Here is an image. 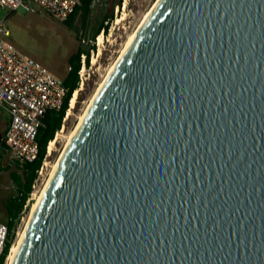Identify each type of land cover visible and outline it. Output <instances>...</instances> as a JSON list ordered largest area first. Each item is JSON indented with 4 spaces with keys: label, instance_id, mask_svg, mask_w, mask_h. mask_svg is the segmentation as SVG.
<instances>
[{
    "label": "water",
    "instance_id": "1",
    "mask_svg": "<svg viewBox=\"0 0 264 264\" xmlns=\"http://www.w3.org/2000/svg\"><path fill=\"white\" fill-rule=\"evenodd\" d=\"M12 264H264V0L158 1Z\"/></svg>",
    "mask_w": 264,
    "mask_h": 264
},
{
    "label": "rangeland",
    "instance_id": "2",
    "mask_svg": "<svg viewBox=\"0 0 264 264\" xmlns=\"http://www.w3.org/2000/svg\"><path fill=\"white\" fill-rule=\"evenodd\" d=\"M158 0H97L89 16L87 27L78 16L74 29L67 23L59 21L42 10L27 12L19 9L10 12L0 7V23L9 30L11 36L7 39L23 54L38 60L52 75L65 79L69 73V59L80 49L90 53V61L86 68L85 85L79 90L75 108L58 134L52 155L45 158L43 166L33 187V193L25 211L15 229L14 244L25 232L32 208L45 186L47 185L54 165L59 162L70 135L80 123L81 116L85 115L89 105L95 98L99 88L109 74L113 65L121 57V53L130 43L140 26L152 11ZM125 18L117 23L118 18ZM108 25L103 35V43L98 44V37H93L102 21ZM86 40V44L82 39ZM1 39V37H0ZM94 51H92L93 49ZM10 118L0 109V132L3 135ZM9 126V125H8ZM7 126V128H8ZM4 167L8 170L0 171V221L7 224L5 207L11 197L18 194V187L12 173H22L21 169L12 163L9 155L3 159ZM47 164V165H46Z\"/></svg>",
    "mask_w": 264,
    "mask_h": 264
},
{
    "label": "built area",
    "instance_id": "3",
    "mask_svg": "<svg viewBox=\"0 0 264 264\" xmlns=\"http://www.w3.org/2000/svg\"><path fill=\"white\" fill-rule=\"evenodd\" d=\"M81 1L0 0V7L10 12H16L19 9L27 12L42 10L53 18L65 22L75 13ZM96 3L97 0H92V8ZM10 36L4 23H0V109H3L10 118L3 139L11 160L24 165L38 159L40 152L38 135L41 127L44 126L45 115L48 111L62 109L68 95V88L63 79L45 70L38 60L19 51L12 42L7 40ZM82 42L87 43L84 38ZM87 65V53L83 52L79 71V89L85 85ZM71 101L72 99L62 127L67 120ZM48 151L49 146L46 158H48ZM9 239V227L0 221V264ZM13 245L14 242L12 247ZM10 252L11 249L9 254ZM9 254L3 264H8Z\"/></svg>",
    "mask_w": 264,
    "mask_h": 264
},
{
    "label": "trees",
    "instance_id": "4",
    "mask_svg": "<svg viewBox=\"0 0 264 264\" xmlns=\"http://www.w3.org/2000/svg\"><path fill=\"white\" fill-rule=\"evenodd\" d=\"M121 0L117 3L120 5ZM92 11V0H82L81 5L77 6L75 13L67 20L65 23L72 29H74V23L78 16H81L84 21V27H87V22ZM107 21L104 20L100 23L94 38L99 36L101 32H106L108 25L105 24ZM84 52L83 49H80L76 54H73L69 59V73L64 79V83L68 88V95L65 99V103L60 111H48L44 118V126L41 127L38 135V143L40 146V152L38 159L33 163H27L24 165L19 164L18 162L12 161L18 168L21 169L22 173H12L16 185L18 187V194L14 197H11L6 204L5 211L7 215V225L10 230V239L5 249V253L2 259L1 264L4 263L5 258L8 256L9 251L14 242L15 229L20 220L22 213L25 211V208L28 204V201L31 198L33 193L34 184L38 178L39 171L41 170L44 160L47 155V150L49 143L55 139L56 134L62 128L63 119L66 116L67 110L69 109L70 100L73 98L75 91L79 89L80 77L79 71L81 69V55ZM90 61V53L87 52V64ZM9 121L6 124V129L3 132V138L7 130ZM6 155H9L6 148L4 139L3 143L0 146V171L8 170V167H4L3 159Z\"/></svg>",
    "mask_w": 264,
    "mask_h": 264
},
{
    "label": "bare ground",
    "instance_id": "5",
    "mask_svg": "<svg viewBox=\"0 0 264 264\" xmlns=\"http://www.w3.org/2000/svg\"><path fill=\"white\" fill-rule=\"evenodd\" d=\"M158 1H159V0H158ZM158 1H157V3H158ZM157 3H156V4H157ZM156 4H155V5H156ZM154 7H155V6H154ZM152 10H153V9H152ZM150 13H151V12H150ZM150 13L148 14V16L150 15ZM148 16H147V17H148ZM147 17H146V19H147ZM146 19H145V20H146ZM123 20H125L124 17H123V18H118L117 23H121ZM144 22H145V21H144ZM144 22H143V23H144ZM142 25H143V24H142ZM142 25H141V26H142ZM141 26H140V27H141ZM139 29H140V28H139ZM139 29H138V31H139ZM138 31H137V32H138ZM137 32H136V33H137ZM135 35H136V34H135ZM135 35H134V37H135ZM134 37L131 39L130 43L133 41ZM103 40H104V39H103V35H99V37H98V44H101V45H102ZM130 43L126 46V48L123 50V52L121 53V55L125 52V50L128 48V46L130 45ZM119 59H120V58H119ZM116 63H117V62H116ZM115 65H116V64H115ZM115 65H113V67L111 68L109 74L105 77L103 84L105 83L106 79L108 78V76L110 75V73L112 72V70L114 69ZM103 84H102L101 87L99 88L97 94L99 93V91H100V89L102 88ZM80 89H81V88H80ZM80 89H78V90L75 92V94H74V96H73V98H72L71 106H70V110L68 111V115H67V117H69V116L71 115L72 110H73V109L75 108V106H76L77 99H78V95H79V90H80ZM97 94L95 95V98H96ZM95 98L92 100L91 104L93 103V101L95 100ZM91 104L89 105V107L91 106ZM88 109H89V108H88ZM88 109H87V110H88ZM86 112H87V111H86ZM85 114H86V113H85ZM84 116H85V115L81 116L80 122L83 120ZM74 133H75V131H73V133L70 135V137H69V139H68V141H67L66 148L68 147V145H69V143H70V141H71V139H72ZM56 141H57V138L50 142V144H49V151H48V157H50V156L52 155V153H53V151H54V147H55ZM66 148H65V149H66ZM61 157H62V156H61ZM60 159H61V158H60ZM59 161H60V160H59ZM58 163H59V162H57V163L54 165V167H53V171H52V173H51L52 175L54 174V172H55V170H56V168H57V166H58ZM46 165H47V164H46ZM52 175H51V176H52ZM49 180H50V179H49ZM48 182H49V181H48ZM47 184H48V183H47ZM46 186H47V185H46ZM46 186H45V188H46ZM45 188H44V190H45ZM44 190H43V192H44ZM43 192H42V194H43ZM42 194H41L39 197H37L36 203H35V205H34L33 208H32V212H31V216H30V219H29L28 225H29L30 220H31V217H32L33 213L35 212V209H36V207H37V205H38V203H39V201H40V199H41V197H42ZM28 225H27V227H28ZM26 229H27V228H26ZM25 232H26V230H25ZM25 232H23V233L20 235V238H19L18 242H17L16 244H14L13 247L11 248V252H10L9 257H8V264H12V262H13L15 256H16V252H17L18 246H19V244L21 243L22 238H23Z\"/></svg>",
    "mask_w": 264,
    "mask_h": 264
}]
</instances>
